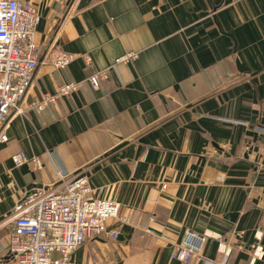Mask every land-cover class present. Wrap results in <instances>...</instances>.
Returning <instances> with one entry per match:
<instances>
[{"label":"crops","instance_id":"1","mask_svg":"<svg viewBox=\"0 0 264 264\" xmlns=\"http://www.w3.org/2000/svg\"><path fill=\"white\" fill-rule=\"evenodd\" d=\"M29 1L42 51L76 59L41 62L5 125L0 264H12L1 222L22 195L79 171L131 224L108 222L119 238L87 241L76 261L185 264L173 253L193 234L207 237L196 264H264V0ZM69 82L83 85L37 109ZM20 153L39 166L16 167Z\"/></svg>","mask_w":264,"mask_h":264},{"label":"built area","instance_id":"2","mask_svg":"<svg viewBox=\"0 0 264 264\" xmlns=\"http://www.w3.org/2000/svg\"><path fill=\"white\" fill-rule=\"evenodd\" d=\"M41 22L39 10L29 0H0V142L8 141L5 125L11 116L24 114L20 107L32 84L38 65L43 62L56 70L66 69L75 59L57 46L46 52L38 46L35 34ZM129 52L118 62L138 58ZM89 63V60H88ZM109 70L98 71L86 81L98 90L108 78ZM82 83L62 85L55 95H47L37 107L43 111L47 104L79 91ZM16 167L39 166L23 153L13 159ZM167 186H164V189ZM131 224L121 212L120 205L112 200L95 199L88 176L83 172L60 173V182L49 188L22 195L14 209L1 222L10 229L12 264H84L73 255L89 240L109 235L119 238L117 230L109 232L108 222ZM142 237L153 235L150 228H139ZM206 236L188 234L173 253V258L185 264L202 261Z\"/></svg>","mask_w":264,"mask_h":264},{"label":"water","instance_id":"3","mask_svg":"<svg viewBox=\"0 0 264 264\" xmlns=\"http://www.w3.org/2000/svg\"><path fill=\"white\" fill-rule=\"evenodd\" d=\"M0 132H1V130H0Z\"/></svg>","mask_w":264,"mask_h":264}]
</instances>
